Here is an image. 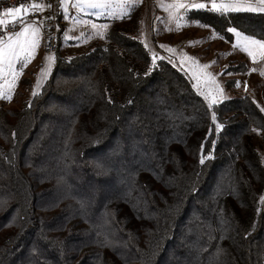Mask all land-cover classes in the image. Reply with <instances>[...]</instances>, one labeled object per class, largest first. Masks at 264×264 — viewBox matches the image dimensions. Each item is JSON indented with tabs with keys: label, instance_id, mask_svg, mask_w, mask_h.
I'll return each instance as SVG.
<instances>
[{
	"label": "trees",
	"instance_id": "16d2710c",
	"mask_svg": "<svg viewBox=\"0 0 264 264\" xmlns=\"http://www.w3.org/2000/svg\"><path fill=\"white\" fill-rule=\"evenodd\" d=\"M187 18L264 39V12ZM260 134L251 98L209 107L110 25L58 54L37 95L0 104V264H264Z\"/></svg>",
	"mask_w": 264,
	"mask_h": 264
},
{
	"label": "rangeland",
	"instance_id": "374dc122",
	"mask_svg": "<svg viewBox=\"0 0 264 264\" xmlns=\"http://www.w3.org/2000/svg\"><path fill=\"white\" fill-rule=\"evenodd\" d=\"M88 2L91 0H60L54 8L62 24L58 25L57 49L52 53L43 49L40 25L32 21L24 23L19 31L25 26L39 28L38 44L26 66L20 61L14 63V80L11 70L0 74V91L11 95L10 100L0 98V104L13 105L18 93L29 100L33 91H40L58 54L71 57L87 51L95 43L104 42L110 25H118L145 45L152 61L155 54L156 60L163 57L180 69L208 106L212 96H216V104L234 97H249L264 109V50L246 43L248 40L264 43V39L231 27L234 31L229 41L210 27L188 19L187 14L193 9L173 7L178 3L187 4L189 0H103L105 6L101 8L87 7ZM196 2L206 4L204 9H211V0ZM243 3L241 10L252 11L247 6L257 7L258 0H243ZM28 9L20 17L33 11V6ZM14 35L0 41L7 42ZM249 52L255 54V59ZM255 143L264 163V134L255 136Z\"/></svg>",
	"mask_w": 264,
	"mask_h": 264
},
{
	"label": "snow or ice",
	"instance_id": "6c2138e0",
	"mask_svg": "<svg viewBox=\"0 0 264 264\" xmlns=\"http://www.w3.org/2000/svg\"><path fill=\"white\" fill-rule=\"evenodd\" d=\"M105 3L103 0H91V2L87 3V7H92V8H101L104 7ZM243 0H228V2L224 3H217L216 0H211V9L219 13L220 15H224L225 13H230L234 11H240L244 7ZM175 8H180V9H204L207 7L206 4L204 3H197L196 0H189V3H178L173 5ZM252 11H260L264 12V0H258V5L257 7H252L251 5H248ZM40 6L35 5L33 6V10H39ZM28 7L25 6L23 9L21 7H16V8H10L4 11V15L6 16H16L20 17L22 11L23 13H27ZM19 20H12L8 22V26H10L12 23H18ZM5 25V20L0 19V26ZM95 27V26H93ZM229 31H234V29H228ZM38 38H39V28L34 27V26H25L22 31H19L15 33L14 38H10L7 42L0 41V74H7L6 70H11L12 75H13V80L15 79V71L14 69V63L16 61H20L24 66H26V62L30 59L32 55V51L36 48L38 44ZM246 43L250 47H258L261 50H264V43H260L259 41L256 40H248ZM163 47V46H162ZM171 51V49H169ZM249 55H252L253 58L255 59V54L253 52H249ZM156 56L155 54L153 55V64L155 65L156 61ZM160 59H163V57H160ZM208 67V66H204ZM264 74V73H262ZM237 86H239V82H237ZM39 87V85H37ZM222 91V90H221ZM33 95H37V92L33 91ZM211 95V93H209ZM0 98L3 99H11V95H6L3 91H0ZM207 98V97H206ZM131 103V101H130ZM217 103V98L216 96H212L210 102H209V107ZM31 104H29V107ZM264 111V109H262ZM213 122L215 123L216 121V116L213 114L212 116ZM223 125L221 123H216L215 124V131L218 133L222 130ZM15 135V134H13ZM210 157H205L201 156L200 163H204L205 159H208ZM262 201H264V197L261 198ZM255 225H253L254 227Z\"/></svg>",
	"mask_w": 264,
	"mask_h": 264
},
{
	"label": "built area",
	"instance_id": "2783aa9c",
	"mask_svg": "<svg viewBox=\"0 0 264 264\" xmlns=\"http://www.w3.org/2000/svg\"><path fill=\"white\" fill-rule=\"evenodd\" d=\"M59 0H0V19L5 20V25L0 26V39L17 33L26 21L36 22L40 25L43 35V49L46 53L55 52L57 49L58 25L62 21H58L54 8ZM222 1V0H216ZM39 5V10H33L27 15L19 18L18 23H12L8 26V22L12 21L8 16L4 15V11L18 6ZM16 20V19H15Z\"/></svg>",
	"mask_w": 264,
	"mask_h": 264
},
{
	"label": "crops",
	"instance_id": "0c3cea01",
	"mask_svg": "<svg viewBox=\"0 0 264 264\" xmlns=\"http://www.w3.org/2000/svg\"><path fill=\"white\" fill-rule=\"evenodd\" d=\"M59 1H60V0H59ZM59 1H58V4H59ZM58 4H57V5H58ZM58 31H59V30H58Z\"/></svg>",
	"mask_w": 264,
	"mask_h": 264
}]
</instances>
